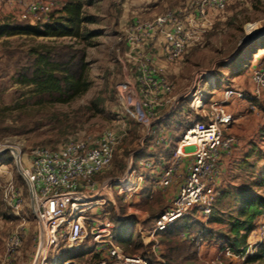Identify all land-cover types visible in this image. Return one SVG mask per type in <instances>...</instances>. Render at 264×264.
<instances>
[{"label":"rangeland","instance_id":"obj_1","mask_svg":"<svg viewBox=\"0 0 264 264\" xmlns=\"http://www.w3.org/2000/svg\"><path fill=\"white\" fill-rule=\"evenodd\" d=\"M65 1L61 0L60 4L63 5ZM83 1L84 12L94 17V22L84 24L85 33H89L85 40L24 35L4 36L0 39V142L8 146L0 157V264H37V258L32 262L36 221L31 211L27 185L20 174V167L24 165L23 159L21 165L18 163L20 157L28 159L36 147L57 149L75 140L98 144L111 132L115 140L114 157L107 169L93 177L100 182L106 177L121 176L129 160L138 164L151 150L150 142L157 138L155 129L147 134L144 121L136 116L137 108L143 105L136 80L137 68L129 60L126 49L124 53V47L128 43V31L133 23L152 20L156 15L167 11L177 13L186 21L193 10L192 0H90V3H87L89 0ZM60 8L52 12L47 21L57 16L55 12ZM4 21L18 20L0 12V23ZM209 21L204 26L199 21L198 25L184 22L186 29L191 31V37L185 53L179 60H165L167 67L172 69L171 73L158 64L152 65L174 86L170 97H179L190 89L197 74L202 72L197 78L200 79L199 86L204 94L203 102L207 106L212 101L219 102L223 84L230 85L232 80L245 84L251 67L256 64L259 56H264V32L254 35L252 39L243 40L258 30H264V0H231L223 11L212 13ZM158 34L157 32L154 36ZM70 44H74L75 49H83L86 54L90 86L85 93L66 103H54L49 101L48 97L40 98L34 94L31 85L16 82L17 74L33 59L29 53L30 48L40 50L44 47L60 48ZM160 59L163 60V57ZM141 61L140 58L137 62ZM233 101L223 104L234 109V120L228 125L231 130L227 132L236 137L238 145H242L240 156L248 155L250 164L239 174L228 176L227 181L231 184L219 190L218 197L222 191L228 190L222 194L221 199L217 198L214 205L224 221L220 225L211 221L212 216L207 222L196 218V221H202L198 224L203 230L202 235L205 236L201 244L182 240L177 235V230L161 233L156 239L162 255L170 251L173 256L186 257L190 264H203L205 259L214 255L217 250L215 246V252L208 254L209 247L216 244L210 242L213 236L216 242L221 239L224 243L228 230L226 223L237 215L240 194L236 187L264 196V185L261 184L264 174V103L254 99L252 103L255 109H252L249 103L244 101L242 103L245 106L239 109L238 104ZM188 102L182 99L175 107L178 109L180 104V111L183 107L182 115L178 122L174 121L169 125L170 128L167 127L170 136L167 137L164 151L176 147L181 128L199 120L198 114ZM164 110H167V107L161 109L160 113ZM152 147H156V151L161 150L159 145ZM224 156L226 155H223L220 161ZM15 159L18 161L15 162ZM9 181H13L15 188L23 195L24 206L20 215L13 213L5 200ZM163 191L159 188L142 190L128 204L116 193L112 195L113 204L111 197L104 194L105 203L94 206L86 214L101 216L106 213L114 223V231L121 225L119 219L128 218L129 221H135L133 243L127 252H146L144 241L136 233L137 220L133 212L147 213L148 219L142 223L141 228L149 227L154 217L168 204L169 196ZM190 216L193 217L192 214ZM196 216L195 214L194 217ZM184 221L181 220L180 223ZM15 229L23 230V241L18 252L7 255L5 242ZM203 247L206 249L204 256L200 255ZM87 249L88 247H85L83 250L87 252ZM76 251L69 250L62 244L56 252H50L48 261H52L53 255L56 256L57 264H62L67 259H78L68 257ZM169 261L178 263L181 258H171ZM228 264L250 263L247 260H231Z\"/></svg>","mask_w":264,"mask_h":264},{"label":"built area","instance_id":"obj_2","mask_svg":"<svg viewBox=\"0 0 264 264\" xmlns=\"http://www.w3.org/2000/svg\"><path fill=\"white\" fill-rule=\"evenodd\" d=\"M60 1L0 0V12L9 14L18 21L26 20L30 24H36L47 21L52 12L62 7ZM229 1L192 0L193 10L189 18H185L186 21L177 13L167 11L156 15L152 20L133 23L128 41L137 45L143 36L158 32L164 39V58L170 62L177 61L185 53L191 37V31L186 29L184 22L192 25L199 21L204 26L210 22V15L223 11ZM256 32L260 34L264 30ZM200 73L197 77L201 76ZM196 78L190 89L181 96L171 97L172 109H175L180 100H187L188 105L198 114L199 120L184 130L155 182L154 187L163 190L175 183L177 186L169 205L154 217L146 231H139V236L147 248L146 252H125L114 239V223L106 213L101 216L86 214L94 206L105 203L104 194L112 199V195L116 193L128 204L141 193L145 185L143 161L136 164L129 160L125 172L119 177H106L100 182L93 178L112 163L115 140L111 132L98 144L75 140L57 149L36 147L28 159H15L20 165L23 159L24 165L20 167V174L27 185L31 211L36 221L32 262L41 247L40 264H57L54 255L52 261H48L50 252H56L62 244L69 250H78L87 244L88 249L83 259H67L62 264H165L166 258L160 252L156 237L179 225L181 220H208L216 203V185L221 177L219 161L223 155H230L237 145L236 137L227 132L228 125L234 120V114L223 104L230 100L247 101L255 109L252 103L254 99L264 103V56H259L256 64L251 67L249 89L226 87L223 89L221 101H212L209 106L203 102L200 79ZM136 80L143 105L137 108L136 116L144 121L149 134L157 120L156 107L162 105L158 93H172L173 85L147 61L140 63ZM158 131L160 134L153 145L166 144L169 136L167 127L162 126ZM6 149L7 144L0 142V154ZM149 164L146 162L147 166ZM1 171L2 166L0 173ZM5 191L8 206L13 213L20 215L24 206L22 192L15 188L13 181H9ZM112 203L114 204L113 199ZM133 215L138 228L148 219L147 213L134 211ZM23 237V230L15 229L11 232L5 242L7 255L18 252ZM179 237L196 244L205 240L201 232L189 230H181ZM263 243L264 215H261L248 233L243 249L236 252L226 243H220L214 255L205 259L203 264L245 261Z\"/></svg>","mask_w":264,"mask_h":264},{"label":"trees","instance_id":"obj_3","mask_svg":"<svg viewBox=\"0 0 264 264\" xmlns=\"http://www.w3.org/2000/svg\"><path fill=\"white\" fill-rule=\"evenodd\" d=\"M87 3H90V0ZM84 5L85 2L83 0H66L62 7L55 12L57 16H53L49 21L44 23L30 24L27 21L1 22L0 39L4 36L24 35L34 37H71L85 40L89 33H85L84 24L94 22V17L84 12ZM29 53L33 56V59L23 71L17 74L16 82L31 85L34 94L40 98L48 97L51 102L66 103L82 95L89 88V65L83 49H75L74 44H70L61 46L60 48L44 47L40 50L30 48ZM179 108H175L167 118L160 121V124L158 123L160 128L162 126L170 128L169 125L172 122H178L183 110V107L181 111ZM188 126L181 128L180 137ZM174 129L177 130L178 128ZM164 145H159L158 148L161 149L159 151H156V147L150 148L151 150L141 159L144 160L155 154H162L169 158L175 148L164 151ZM5 152H2L0 157ZM261 184L264 185V174L262 175ZM149 188H151V183L146 181L143 191ZM239 194L240 200L237 215L228 221L229 232L225 234L226 240L224 241L236 252L244 248L247 235L253 229L256 219L264 215V196L248 192L247 189H240ZM217 198L221 199V196H217ZM218 212L214 207L212 216H214L215 220L222 222L223 218L217 215ZM119 222H121L119 223L121 225L115 229L114 239L127 252L129 246L133 243L136 222L129 221L128 218L119 219ZM176 230L178 231L177 235H179L181 230L191 231L192 229L184 221L163 233ZM202 236L203 238L205 237L204 235ZM83 246L75 253H70L68 257L82 258L86 252L83 249L87 247ZM164 257L166 258L165 264H190L186 257L173 256V253H170V251ZM171 258L174 260L175 258H181V261L171 263L169 261ZM246 260L250 264H264V243Z\"/></svg>","mask_w":264,"mask_h":264},{"label":"crops","instance_id":"obj_4","mask_svg":"<svg viewBox=\"0 0 264 264\" xmlns=\"http://www.w3.org/2000/svg\"><path fill=\"white\" fill-rule=\"evenodd\" d=\"M129 32H130V29H129L128 33ZM163 45H164V39H163V36L161 34H158L156 36H154V35H145V36L142 37L141 41L137 45H133V44H131L130 41H128V43L124 47V53H125V49H126V51H127L126 54L128 56H130L129 60L135 65L134 67L137 68L135 70V71H137V74H138V66L140 65L141 62H144V61H147L151 66L152 65L153 66H157V64H158V66H160L161 68H164V70H167L169 73H171L172 69H170V67L169 68L167 67V62L165 61L166 59L163 56ZM126 46H127V48H126ZM160 57H163V60L160 59ZM140 58L142 59V61L141 62H137V61H140ZM165 68H167V69H165ZM231 82L232 83L230 85L223 84L222 87L223 88H226V87H240V88H243V89H249V87H250L249 75L246 78L245 84H242L241 82L236 81V80H232ZM173 90H174V86H173ZM173 90H172V92H173ZM170 94L165 93L164 91H160L158 93V98L162 101V105L159 106V107H156V111H155L156 118L155 119H157V120L154 121V123L152 125V129H151V130L155 129V131L157 132V135L160 134V131H158V129L160 128L158 123L160 121H162L163 119L167 118L170 115V113L174 110V109H172L173 101H172L171 97L169 96ZM242 102H244V101H233V103H237L238 104L237 105L238 108L239 107L242 108V107L245 106ZM165 107H167V110H164L162 113H160V110L161 109H165ZM227 108H228L229 111H231L234 114V109L233 108L230 109V106L227 107ZM157 112H159V113H157ZM166 114H168V116L164 117ZM227 130H231V128L228 127ZM169 136H170V133H169ZM152 141L150 142L152 144H151V147H149V149L152 148V146H153V142ZM236 146L237 147L232 150L230 155L224 156L222 158V160L219 162V168H220V171H221V177L219 178L218 183L216 185L217 196L220 195V193H219L220 188L230 183L229 180L227 181L228 176H235V174H239L246 166H248L250 164L248 155L245 154L244 156H240V153L242 151V149H240V147L242 145H240V144L238 145V143H237ZM244 151H245V149H244ZM168 160H169V158L165 157L162 154H159V155L155 154V155L149 156L148 158H146L144 160L143 159L140 160V161L144 162V166H142V168L146 172L145 183H146V181H148V183H151V186H152L151 188H155L154 187L155 182H156L157 178L159 177V174H160L162 168L166 165ZM146 162L150 163L149 166L146 165ZM176 186L177 185L175 183L174 185H172L171 187H169V188H167V189H165L163 191L164 193H166L169 196L168 197L169 198L168 204L166 206L169 205V203H170V201H171V199L173 197V194L175 193ZM144 187H145V185H144ZM226 187H224V188H226ZM236 189H237V192H239L240 189H238V186L236 187ZM236 189H235V191H236ZM224 192H228V190L227 191H222L221 193L224 195ZM222 194H221V196H223ZM217 196H216V199H217ZM217 215L220 216L221 218H223L221 215H219V213H217ZM212 217L213 218H212L211 221H214V223H219L221 225L223 223V221H224V219H223V221L220 222V221L215 220L214 216H212ZM185 221H186V224L191 227V229H192L191 231L201 232V235H202L203 230L198 224L199 222H202V221H196V220L188 221V219H185ZM207 221L208 220H206L204 222H207ZM228 221L226 223L227 226L229 224ZM148 228L149 227L143 228V230L146 231ZM227 229H228V227H227ZM141 230H142V228H138V227L136 228L137 235L139 234V231L141 232ZM228 232L229 231L227 230L226 233H228ZM214 238H215V236H213V238L211 239L210 242L211 243L215 242L216 244L211 246V247H209L210 248L209 249L210 252L208 253L209 255H211L212 253L215 252V246L217 248L218 245L223 242V241H221V239L218 242H216V239H214ZM188 242L196 243L194 241H188ZM207 243H208V241H207ZM204 244H202V245H204ZM205 250H206L205 247H203V249L201 250V254L200 255L204 256L206 254Z\"/></svg>","mask_w":264,"mask_h":264},{"label":"bare ground","instance_id":"obj_5","mask_svg":"<svg viewBox=\"0 0 264 264\" xmlns=\"http://www.w3.org/2000/svg\"><path fill=\"white\" fill-rule=\"evenodd\" d=\"M253 34H254V33H252L250 36H249V35H248V36L251 37V39H252V37H253L252 35H253ZM201 75H202V74H201ZM207 78H208V77H207ZM41 248H42V247H41ZM41 248H40V249H41ZM40 251H42V249L38 251V255H37V257H36V258H37V262H36L37 264H40V254H41Z\"/></svg>","mask_w":264,"mask_h":264},{"label":"water","instance_id":"obj_6","mask_svg":"<svg viewBox=\"0 0 264 264\" xmlns=\"http://www.w3.org/2000/svg\"><path fill=\"white\" fill-rule=\"evenodd\" d=\"M255 34H257V32L254 33L252 36L254 37ZM253 37H252V38H253ZM248 39H251V37L246 36L243 40H248ZM171 111H172V110H171ZM171 111H170V112H171ZM168 114H169V113H168ZM168 114H166L164 117L168 116ZM9 149L12 151V148H9Z\"/></svg>","mask_w":264,"mask_h":264}]
</instances>
